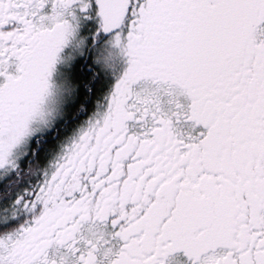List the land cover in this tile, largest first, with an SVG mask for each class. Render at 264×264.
Here are the masks:
<instances>
[{
  "label": "snow or ice",
  "instance_id": "snow-or-ice-1",
  "mask_svg": "<svg viewBox=\"0 0 264 264\" xmlns=\"http://www.w3.org/2000/svg\"><path fill=\"white\" fill-rule=\"evenodd\" d=\"M0 264H264V0H0Z\"/></svg>",
  "mask_w": 264,
  "mask_h": 264
},
{
  "label": "flooded vegetation",
  "instance_id": "flooded-vegetation-1",
  "mask_svg": "<svg viewBox=\"0 0 264 264\" xmlns=\"http://www.w3.org/2000/svg\"><path fill=\"white\" fill-rule=\"evenodd\" d=\"M99 99L100 97L90 99L84 111H76V105L71 103H65L61 110L53 107L49 117L50 120H54L52 128L38 132L28 140L26 148L29 152L32 148H35L36 154L32 156L30 163L33 165L30 164V167L29 164L27 166V163H25L27 159L22 158V160H25L22 162V168L25 170L21 172L19 179L23 178L24 172L28 175L33 174V181H28L26 187L30 183L35 184L42 179L43 170L55 158L61 145L66 143L67 139L88 119L91 112L96 108V100ZM22 219L23 217H20V220ZM12 223H18V221L14 220Z\"/></svg>",
  "mask_w": 264,
  "mask_h": 264
},
{
  "label": "trees",
  "instance_id": "trees-1",
  "mask_svg": "<svg viewBox=\"0 0 264 264\" xmlns=\"http://www.w3.org/2000/svg\"><path fill=\"white\" fill-rule=\"evenodd\" d=\"M25 160H22V162H24ZM25 163H27L26 165L28 166L29 162L25 161ZM31 165H33L32 163H30ZM37 166V165H36ZM26 172H24V176L22 179H19L18 178V186L20 188H23V187H26V183L28 181H33L32 177H33V174L31 173L30 175L28 174H25ZM29 183V182H28Z\"/></svg>",
  "mask_w": 264,
  "mask_h": 264
},
{
  "label": "rangeland",
  "instance_id": "rangeland-1",
  "mask_svg": "<svg viewBox=\"0 0 264 264\" xmlns=\"http://www.w3.org/2000/svg\"><path fill=\"white\" fill-rule=\"evenodd\" d=\"M49 107H50V109L52 110L53 109V107L54 108H57V110H61V108H63V106L62 107H60V105H59V103H58V98H57V96H53V97H51L50 98V100H49ZM27 146V144L25 145V147Z\"/></svg>",
  "mask_w": 264,
  "mask_h": 264
}]
</instances>
